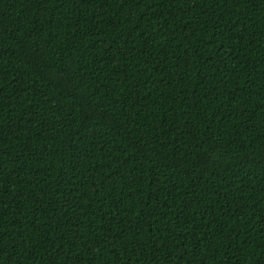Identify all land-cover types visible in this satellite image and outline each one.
Instances as JSON below:
<instances>
[{
  "label": "trees",
  "instance_id": "trees-1",
  "mask_svg": "<svg viewBox=\"0 0 264 264\" xmlns=\"http://www.w3.org/2000/svg\"><path fill=\"white\" fill-rule=\"evenodd\" d=\"M0 264H264V0H0Z\"/></svg>",
  "mask_w": 264,
  "mask_h": 264
}]
</instances>
